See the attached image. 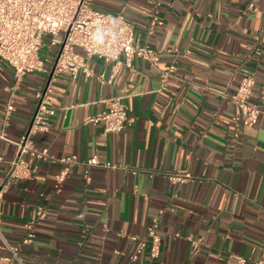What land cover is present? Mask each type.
<instances>
[{
    "label": "crops",
    "instance_id": "crops-1",
    "mask_svg": "<svg viewBox=\"0 0 264 264\" xmlns=\"http://www.w3.org/2000/svg\"><path fill=\"white\" fill-rule=\"evenodd\" d=\"M91 2L130 21L159 60L137 57L128 67L124 56L121 65L92 57L91 76L57 77L49 96L57 115L48 133L34 137L51 159L34 160L30 179L9 183L11 167L0 164V229L7 242L30 264H129L157 219L158 257L147 246L133 264H264V0ZM154 19L160 24L152 26ZM57 40L41 51L46 72L17 77L0 61L6 161L18 156L12 142L32 125L62 37ZM251 74L261 114L254 125L239 127L234 143L237 110L223 95H233ZM114 99L132 121L105 134L94 119ZM69 156L81 164L60 184L61 160ZM92 158L119 168L92 167L87 182L84 163ZM171 173L187 179L174 182ZM38 207L46 210L41 221ZM192 241L200 242L197 251ZM8 254L0 243V255Z\"/></svg>",
    "mask_w": 264,
    "mask_h": 264
},
{
    "label": "built area",
    "instance_id": "built-area-1",
    "mask_svg": "<svg viewBox=\"0 0 264 264\" xmlns=\"http://www.w3.org/2000/svg\"><path fill=\"white\" fill-rule=\"evenodd\" d=\"M160 24L154 19L152 26ZM61 36V46L56 61L50 71V80L46 88L37 93L39 100L32 125L19 141L12 142L1 136L2 139L12 142L18 147V156L12 161H6L0 155V164H9L11 172L7 183L15 180L30 179L34 171V160H49L48 149L40 150L36 147L34 137L48 133L51 130L53 118L57 110L53 108L49 96L53 91V84L62 74H70L76 79L80 73L86 77L92 75L88 60L99 57L121 65V57H125V64L131 67L133 58H141L155 64L158 54L147 44L141 43L135 26L121 14L102 11L92 5L91 0H0V61L6 63L17 77L28 73L46 72L45 62L41 51L47 46H55ZM48 37L50 39H48ZM82 49L80 54L76 49ZM174 72L171 67L164 74L165 78ZM103 81L104 77L101 76ZM108 83L111 81L108 80ZM256 79L254 75H245L237 91L230 97L226 94L237 110L233 121L236 123L234 143L239 140V127L252 126L257 123L261 110L253 101ZM128 109L121 99H114L107 111L101 113L94 122H102L105 134H116L131 123ZM64 168L57 179L61 184L71 174L75 165L81 164L76 157L69 156L61 160ZM85 180L90 181L89 169L103 167L118 169L114 163H100L97 158L88 160ZM125 169V168H124ZM137 171L134 170L133 173ZM170 180L183 183L187 175L182 173L168 174ZM46 216L43 207L37 208V221ZM35 222V221H34ZM33 223L26 227L33 228ZM33 238L30 232L23 244ZM0 243L8 250V255H0V264H30L23 261L19 255V246L10 245L0 229ZM162 243L160 225L157 219L147 229V235L141 242L136 254L130 257V263L137 261L144 248L149 247L151 258L158 257ZM199 241H192L194 251L199 248Z\"/></svg>",
    "mask_w": 264,
    "mask_h": 264
}]
</instances>
